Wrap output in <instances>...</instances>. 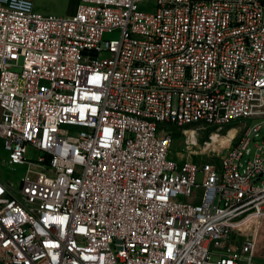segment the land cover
<instances>
[{
    "label": "built area",
    "instance_id": "obj_1",
    "mask_svg": "<svg viewBox=\"0 0 264 264\" xmlns=\"http://www.w3.org/2000/svg\"><path fill=\"white\" fill-rule=\"evenodd\" d=\"M145 2L0 0V143L26 166L0 177V264H258L264 0ZM190 127L237 134L183 158Z\"/></svg>",
    "mask_w": 264,
    "mask_h": 264
},
{
    "label": "rangeland",
    "instance_id": "obj_2",
    "mask_svg": "<svg viewBox=\"0 0 264 264\" xmlns=\"http://www.w3.org/2000/svg\"><path fill=\"white\" fill-rule=\"evenodd\" d=\"M152 1L153 0H147V2L143 4V8L148 11H153L154 4L151 3ZM33 2L35 10L40 13L71 16L76 12L75 10L79 0H33ZM105 36L114 38L119 36V32L106 33ZM191 128L193 127H190V129L186 128L188 129L186 131L187 135L184 134L181 129L175 131L177 138L174 144V151L179 152L180 156L183 158H190V156H193L196 160L206 158L207 160L218 161L220 155L228 149L229 144L237 134V130L234 129V127L228 128V130L225 128L220 132L200 129L197 133ZM259 133L260 137H263L264 128H262ZM32 154L30 150V155ZM247 159L248 155L245 154L241 160L243 163L242 169L246 167ZM7 160L8 154L0 143V177L5 181H11L17 185L26 171V166L8 164L6 162ZM257 236L259 245L256 261L258 264H264V225L259 228Z\"/></svg>",
    "mask_w": 264,
    "mask_h": 264
},
{
    "label": "bare ground",
    "instance_id": "obj_3",
    "mask_svg": "<svg viewBox=\"0 0 264 264\" xmlns=\"http://www.w3.org/2000/svg\"><path fill=\"white\" fill-rule=\"evenodd\" d=\"M234 129H236V128L234 127ZM187 130L188 129H186V131ZM186 131H185V133H186ZM263 225H264V223L262 222V219L259 218L258 216H255L252 219H250L249 222H246L245 224L241 225V229L247 234L252 233L254 235H257L259 228L262 227Z\"/></svg>",
    "mask_w": 264,
    "mask_h": 264
},
{
    "label": "crops",
    "instance_id": "obj_4",
    "mask_svg": "<svg viewBox=\"0 0 264 264\" xmlns=\"http://www.w3.org/2000/svg\"><path fill=\"white\" fill-rule=\"evenodd\" d=\"M78 6V5H77ZM77 9V8H76ZM76 11V10H75Z\"/></svg>",
    "mask_w": 264,
    "mask_h": 264
}]
</instances>
